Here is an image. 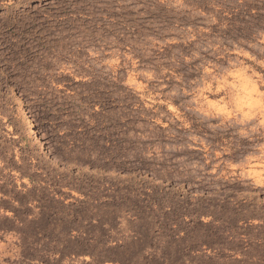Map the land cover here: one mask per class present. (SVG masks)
Wrapping results in <instances>:
<instances>
[{
  "label": "rangeland",
  "instance_id": "1",
  "mask_svg": "<svg viewBox=\"0 0 264 264\" xmlns=\"http://www.w3.org/2000/svg\"><path fill=\"white\" fill-rule=\"evenodd\" d=\"M0 264H264V0H0Z\"/></svg>",
  "mask_w": 264,
  "mask_h": 264
}]
</instances>
